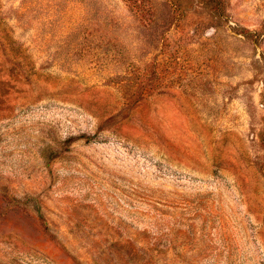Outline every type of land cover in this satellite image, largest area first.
Here are the masks:
<instances>
[{
  "label": "rangeland",
  "instance_id": "374dc122",
  "mask_svg": "<svg viewBox=\"0 0 264 264\" xmlns=\"http://www.w3.org/2000/svg\"><path fill=\"white\" fill-rule=\"evenodd\" d=\"M0 264H264V0H0Z\"/></svg>",
  "mask_w": 264,
  "mask_h": 264
},
{
  "label": "trees",
  "instance_id": "16d2710c",
  "mask_svg": "<svg viewBox=\"0 0 264 264\" xmlns=\"http://www.w3.org/2000/svg\"><path fill=\"white\" fill-rule=\"evenodd\" d=\"M179 4V3H178Z\"/></svg>",
  "mask_w": 264,
  "mask_h": 264
}]
</instances>
